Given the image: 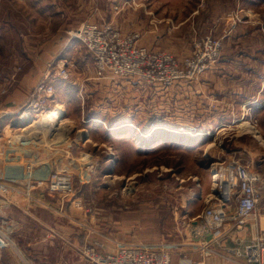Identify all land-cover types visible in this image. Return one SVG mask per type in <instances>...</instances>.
I'll use <instances>...</instances> for the list:
<instances>
[{
  "label": "rangeland",
  "instance_id": "1",
  "mask_svg": "<svg viewBox=\"0 0 264 264\" xmlns=\"http://www.w3.org/2000/svg\"><path fill=\"white\" fill-rule=\"evenodd\" d=\"M84 24L111 31L117 42L136 40L135 48L167 55L180 67L192 61L195 47L204 52L209 39L221 48L200 80L154 90L135 77L97 70L85 45L71 44V35ZM62 64L67 79L57 75ZM210 67L217 70L206 75ZM41 85L53 86V101L38 92ZM30 102H36L29 113L35 120L60 106L57 126H65L66 136L60 140L43 133L37 138L24 131L34 121L21 120ZM4 113L15 115L7 123L13 124V137L23 139L7 150L9 159L21 164L22 177L28 164H45L46 159L53 163L49 172L73 176L78 209L94 217L105 235L132 244L171 242L176 244L173 264L186 256L195 260L191 254L197 246L192 245L198 243L190 233L199 225L193 219L204 203L192 194L199 193L197 185L209 183L210 163L236 157L255 167L254 149L264 132V0H0ZM214 113L222 115L217 122L210 120ZM243 122L253 130L238 127ZM207 129L211 135L194 137L191 144L182 143L191 136L174 133L205 134ZM81 131L89 133L85 146L76 144ZM52 147L59 149L50 152ZM110 152L117 157L111 165ZM63 155L76 158L69 166L65 158L57 159ZM90 161L100 163L95 174L84 169ZM260 220L264 229V217ZM37 229L27 224L18 248L34 264H56L57 252L35 247L30 239L58 238L55 231ZM13 259L2 257L8 263Z\"/></svg>",
  "mask_w": 264,
  "mask_h": 264
},
{
  "label": "built area",
  "instance_id": "2",
  "mask_svg": "<svg viewBox=\"0 0 264 264\" xmlns=\"http://www.w3.org/2000/svg\"><path fill=\"white\" fill-rule=\"evenodd\" d=\"M106 33H109V36ZM111 33L107 29L103 30L92 24H84L71 35V38L85 45L90 51L97 70L108 72L114 77H135L156 90L158 88L167 89L177 81L199 79L209 66L208 63L218 58L221 48L219 41L209 39L205 43L204 52L201 47H195L192 61L180 67L167 55L150 54L146 49L135 48L136 40L134 43L133 40L117 42L110 36ZM58 69L57 75L60 79H67L68 71L65 65L62 64ZM38 92L47 93L46 100L55 99V89L51 85H41ZM34 105L36 102L28 106V113L32 114L36 109ZM40 108L38 105V111ZM6 114L8 113L0 117H5ZM79 133L80 138L76 144L85 146L90 142L89 133L87 131ZM114 155V152L108 154V156H113L112 160H108V164H112ZM99 167V161H90L85 163L84 169L89 174H95ZM33 168V163L26 167L23 175L24 182L21 184L25 187L24 190L29 192L35 187H42L79 205V202L73 198L74 186L71 174L49 172L46 176L32 177ZM209 175L208 189L204 190L197 185L199 193L192 194L193 198L200 197L204 203L202 212L193 219V222L199 220L196 222L201 223L206 235L198 245L201 257L199 260L182 258L185 264H205L206 254L212 252L209 245L224 224L233 223L242 227L258 216V205L264 192V173L236 157H231L225 161H212L209 165ZM1 200L3 201V197H0V203ZM6 225L7 221L2 219L0 221V250L14 249L11 241L4 235ZM171 249L173 245L168 243L159 245L119 244L114 250L108 252L105 251L100 241L88 239L80 249V254L91 264H172ZM15 252L16 259L20 263L34 264L24 255ZM244 264H264V230L247 246Z\"/></svg>",
  "mask_w": 264,
  "mask_h": 264
},
{
  "label": "crops",
  "instance_id": "3",
  "mask_svg": "<svg viewBox=\"0 0 264 264\" xmlns=\"http://www.w3.org/2000/svg\"><path fill=\"white\" fill-rule=\"evenodd\" d=\"M71 44L78 45L81 43L77 40H73ZM213 70H217V68L210 67L206 72V75L210 72H213ZM198 82L193 83V87L195 88V90L196 86L199 85L201 87ZM202 85H207V83H202ZM159 93L160 92L156 94ZM195 94H198L197 90ZM203 96L206 97L205 95ZM9 114L11 115H7V117H3L2 119H0V197H3V201L1 200L0 203V218L7 221L6 228L4 229V235H6L7 237H5L11 241L10 243L13 244L14 249L0 250V264H22L20 263V261H18V259H16L17 257L15 256V251L24 255L21 249L18 248L16 241L20 236V233L26 228L27 224L31 225L32 227L36 226V229H42L45 234L49 231H55V234L58 238H55L54 236H48V239H30L31 241H33L35 247L45 246L49 251L53 250L54 254L57 252L56 264H91L80 254V249L83 247L84 243L88 241V239H95L100 241L101 243H103V248L105 249V251L108 252L114 250L119 244L133 245L132 242H129L126 238L121 239L118 238L117 235L114 236L111 233V235H105L106 233L99 228L98 224L95 223L94 217L87 218L86 213L83 210L78 209L77 205L73 204L72 202L68 201L66 202V204L62 203L60 202V199L55 198L54 195L56 194L51 193L42 187H35L32 191L29 192L24 190L25 187L21 185L24 182V178L22 177L20 170L21 164L9 159L11 158V155L9 154V151H7L8 148H15L16 143H21L20 141H23V139L20 137L21 135L13 137L15 135V133H11V127L13 124L10 126V123H7V121L15 115L12 113ZM220 116L222 115L214 113V115L210 117V120L217 122ZM224 126L226 125H222V127ZM8 130H10V133L8 132ZM174 133H177L182 137L188 135L191 136L192 140L186 138L188 140H183L182 142L186 143L187 141H190V144L192 143V141H197V139H194V137H201L206 135L209 136L212 134L209 129L206 130L205 134H202L201 132H195V134L188 133L185 132V130L175 131ZM24 135L28 136L26 133ZM259 135L261 139H257V144L254 149L255 169L261 173H264V132L260 131ZM10 136H12L13 138H10ZM110 137L114 138V135L110 134ZM42 141L43 140H41L40 142L42 143ZM29 147L33 149L32 145H29ZM58 149V147H52L50 152L57 151ZM114 157L115 159L117 158L116 154L114 155ZM58 158L61 160L65 158V161L63 162L69 164L70 162H72L70 159L74 160L76 157L73 155H63L62 158H60V156L57 157V159ZM50 159L52 161V157ZM50 163L53 164L52 162ZM50 163L48 164L45 159V164H35L33 168L35 169V175H46L51 169ZM14 187L17 190H15ZM208 187L209 183H207L205 188L202 187V189L207 190ZM258 210V216H256L253 220H250L242 227H239L233 223L224 224L218 235L213 237V241H211L209 245L212 252L206 254L205 264H244L245 250L247 246L252 243L253 239L262 230H264L261 227L262 225L260 220L262 217H264V192L261 196ZM2 219H0V221ZM194 226H196V224ZM205 236L206 235L204 233V229L200 223L199 226L194 227V231L190 233L191 239L198 243L192 245L194 247L197 246L191 254V257H193V259L195 260H199L201 257L198 245L203 241ZM166 243L170 244L171 242L161 241L160 243H152V245ZM172 244L173 246H176V244L171 243V245ZM137 245L148 244L139 243ZM5 254H9L10 257L13 256L14 259L9 263L7 261L3 262L2 257ZM185 259L189 260L187 256ZM178 264L185 263L180 260Z\"/></svg>",
  "mask_w": 264,
  "mask_h": 264
},
{
  "label": "bare ground",
  "instance_id": "4",
  "mask_svg": "<svg viewBox=\"0 0 264 264\" xmlns=\"http://www.w3.org/2000/svg\"><path fill=\"white\" fill-rule=\"evenodd\" d=\"M61 113H62V110H61L60 106H57V108L55 110H51L50 112H45L36 120L33 117H30L29 113H24L22 115L21 120L25 121V120L30 119V122H31V119H34V121L32 122L33 124L24 131H26L27 133H30L32 135H35L37 138H44V137H42L43 133L44 134L47 133L46 135L51 134L52 136L57 135L58 138L66 136L68 130L63 129L65 126H61L63 124H59L57 126V124L59 123V121L62 117ZM7 115H11V114L8 113L5 115V117H7ZM66 126H67V124H66ZM238 127H241L242 129H243V127H246L250 130L249 132H251V130H253L252 127L247 123H242ZM245 131H248V130H245ZM253 135H254V133H253ZM77 140H79V138Z\"/></svg>",
  "mask_w": 264,
  "mask_h": 264
}]
</instances>
